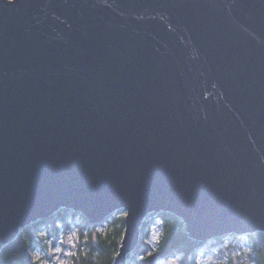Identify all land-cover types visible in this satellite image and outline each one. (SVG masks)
Instances as JSON below:
<instances>
[{
  "label": "water",
  "instance_id": "1",
  "mask_svg": "<svg viewBox=\"0 0 264 264\" xmlns=\"http://www.w3.org/2000/svg\"><path fill=\"white\" fill-rule=\"evenodd\" d=\"M63 208L264 231V0H0V250Z\"/></svg>",
  "mask_w": 264,
  "mask_h": 264
},
{
  "label": "trees",
  "instance_id": "2",
  "mask_svg": "<svg viewBox=\"0 0 264 264\" xmlns=\"http://www.w3.org/2000/svg\"><path fill=\"white\" fill-rule=\"evenodd\" d=\"M125 210H118L113 214L98 220H89L80 210L75 208H63L54 215L41 219L31 225L21 229L16 239L7 243L0 250V264H40L33 256L34 249L43 244L42 229L54 227L56 230L57 222L67 223L69 216L80 215L89 226L90 253L84 256L79 264H113L119 253L120 246L124 237L126 223ZM159 218L161 223V234L158 244L151 247L140 238L137 249L129 255V264H157L160 260L181 254L184 264H197L195 253L203 240L196 241L187 231L184 220L170 212L159 211L146 219L142 227L145 232L150 221ZM99 226H103L100 230ZM225 236H233L241 242L243 237L249 240L250 264H264V231H257L250 234L238 235L235 233L223 234L215 237V241H222Z\"/></svg>",
  "mask_w": 264,
  "mask_h": 264
},
{
  "label": "rangeland",
  "instance_id": "3",
  "mask_svg": "<svg viewBox=\"0 0 264 264\" xmlns=\"http://www.w3.org/2000/svg\"><path fill=\"white\" fill-rule=\"evenodd\" d=\"M160 223L157 217L155 221H150L145 232L142 233L141 228L142 238L151 247L158 244L161 234ZM57 228L58 230L54 227L42 229L43 244L34 249V258L39 260L40 264H79L91 250L92 237L89 226L80 215H74L69 216L67 223L58 221ZM99 229L102 230L103 226H99ZM215 237L203 240V243L197 247L194 257L197 264H250L248 263L252 260L250 251H246L250 243L246 237H243L241 242L233 236H225L220 242L215 241ZM157 264L184 263L181 254L176 253L160 260Z\"/></svg>",
  "mask_w": 264,
  "mask_h": 264
},
{
  "label": "snow or ice",
  "instance_id": "4",
  "mask_svg": "<svg viewBox=\"0 0 264 264\" xmlns=\"http://www.w3.org/2000/svg\"><path fill=\"white\" fill-rule=\"evenodd\" d=\"M124 215H125V216H128L129 213H128V212H124ZM246 251H251V249H246Z\"/></svg>",
  "mask_w": 264,
  "mask_h": 264
}]
</instances>
